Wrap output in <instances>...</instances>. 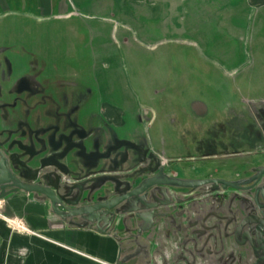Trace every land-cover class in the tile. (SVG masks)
<instances>
[{
	"label": "rangeland",
	"instance_id": "rangeland-1",
	"mask_svg": "<svg viewBox=\"0 0 264 264\" xmlns=\"http://www.w3.org/2000/svg\"><path fill=\"white\" fill-rule=\"evenodd\" d=\"M66 1L73 6L75 13H79L80 11H87L91 0ZM107 2L109 9L100 16L112 18L119 23L115 27L116 40L119 42H117L116 48L121 52L120 61L123 67H128L131 70L134 65L141 67L150 65L146 69V74L149 75V81L155 82V85L163 84L162 81L168 77L189 80L196 84L198 87L188 89V95H184L183 100L178 99L177 106L180 102H187V98L194 95L196 97L198 95L203 96L209 105L213 100H220L223 103L220 104L221 106H215L216 110H220L219 107H222L220 120H209V115L205 113V121L198 122L200 128L203 126V132L192 129V123L187 127V122L184 123L183 130L178 127L180 123L175 121L174 117L170 123L171 138H156L155 125L150 126L151 128L148 130L147 127L144 128L145 142L148 145L155 146L167 158L185 157L187 160L192 161L189 163L191 166H196L199 163L205 165L204 168L198 170V173H196V169L188 168L187 170L186 168L183 174L184 179H182L179 174L180 169L172 171L167 166L170 161H161L162 166H167L163 170L164 176H175L176 174L181 181L187 182V185L183 186L176 184L173 189L188 190L187 192L191 197L172 195L173 201L176 200V203L173 202L174 208L173 206L161 207V213L158 212L157 216H154V223L157 224L160 220L168 217L171 211L181 207L183 216L179 211L176 216L169 217L168 220L175 225L188 224L191 227L188 232L190 248L179 249L178 253L176 250H173V252L177 253L178 259L184 258L187 264H198V262L200 264L202 260H207L208 256H213L216 251L218 252L216 246L213 245L214 240L218 238V233L215 231H205L207 240L201 248L197 247L199 243L197 241L196 225H202L200 224L202 222L206 226L209 225L210 216L215 213L213 205L210 206V204H213L212 199L221 196V202L225 203L224 200H226L229 193L236 192V194L242 196L244 193L250 192L251 190H248L252 186L250 180L255 181L264 167V0H107ZM137 8L142 9V12L144 11L142 16H145L146 19H137ZM125 18L133 21V23L135 22L132 29L135 33V41L128 38L127 33H124L122 26L131 27L124 23ZM90 24L94 27L97 26L95 22ZM90 24L85 23V26H91ZM104 28L107 30L105 33L107 38L104 42L108 49L112 51L115 47H113V39L109 34L110 27L105 26ZM77 48L82 51L85 50V48ZM94 49L95 45L91 44L89 50L84 52L88 61L90 56L95 55ZM145 49H151L153 53H148V51L144 53ZM136 50L140 56L132 57L128 53ZM201 67L203 68L199 69ZM202 82L206 84L210 82V86L213 87H208V85L203 87L200 85ZM172 91L186 92V90H180V88H174ZM207 106V104L203 105L205 112ZM224 108L226 111L222 113ZM229 109H233V111H229ZM56 111L60 112L62 122H59L60 125H55V129L68 133L69 130L64 129V125H69L71 121L64 119V115L67 113L66 106H57ZM102 113L105 116H110V119L112 114L118 116L112 107L108 110L102 109ZM160 115L159 113L158 116ZM122 116L120 120L114 119L111 123L120 127ZM145 118L148 119L149 116ZM180 131H184L182 136L179 134ZM200 133L201 135L204 133V136L201 137ZM12 138H14L13 140H20L16 136ZM1 141L0 144L2 145ZM72 143L69 145H72ZM156 155L157 159L163 157L162 154ZM117 156H121V153L116 154L115 158H112V153L110 155L112 160L117 159ZM133 156L129 167L124 170L120 167L122 157L116 160L117 163L109 160L108 165L114 164L118 168L116 170L107 167L104 173L107 174L106 177H103V174L96 177L95 175H89L91 173H87L88 177L86 179H68L74 187H79V190L83 188V193L77 198L75 197L74 206L58 207L62 214H72L73 217L66 221L57 218L54 220V226L65 225L64 227L67 229L82 226L85 228L80 229H93L95 234L102 236L94 231L95 224L90 225L86 221L87 215H89L87 212L92 206L110 204V209L107 208L100 212L103 215L99 219L104 222H112L113 228L111 230L113 234L116 231V228L114 229L116 224L125 225L127 228L139 224L138 218L134 217L135 215H132L131 212L127 213V209H131L132 201H129L130 205L121 202L122 197L128 192L138 191L142 187L143 190H146L142 195L146 194L149 197L150 191L155 195L163 189V198L170 201L168 188L172 187L166 185L167 178H157L158 189L157 187L148 189V184H143L145 179L142 176L148 172L138 167L137 157L135 154ZM92 158L96 159L98 156H92ZM174 160L185 162L183 159ZM231 160L237 161V167L230 166L229 161ZM198 161L200 162L198 163ZM113 170L122 172L112 174ZM98 171L99 169L93 173L95 174ZM230 176L233 179L235 176L236 182L229 184ZM186 177H194L195 179H185ZM215 178L224 179L226 187L218 185L219 183L214 181ZM96 181H98L97 184ZM38 183L39 180H36L30 185H37ZM69 193L71 197L75 196L74 193L70 191ZM22 196H26V199L29 197L23 192L16 191L6 198L0 199V224L8 226L14 234L32 236L34 227L20 211L24 200H20L19 197ZM187 199L191 203L188 202L185 206H181L179 202ZM242 199L249 202L245 200V196H242ZM13 200L18 202L17 207H19V210L17 211L14 210ZM46 203V206H48V202ZM124 210L126 214H117V212H123ZM46 212L52 218V211L49 208ZM125 231L128 230L125 229ZM35 233L44 237V241L49 244L51 243L49 241L67 243V245H64V243L62 245L73 251H65L71 256L80 260L88 257L86 252H77L72 248V243H68V241L71 242L69 234L62 233L54 236L52 233ZM119 233L122 234L118 236V240L124 244L122 245V252L125 251L124 257L121 259L123 260L122 263L133 264L135 257L133 256L132 237L137 235L130 232L125 233L124 231ZM173 234L175 237L172 235L171 239L181 240L182 234L179 231ZM146 235L143 234L144 237ZM159 235L163 237L162 233H159ZM105 236L110 237V235ZM122 236L123 238H121ZM78 242H81L80 239ZM258 245L255 248L259 250L262 248L261 243ZM253 253L254 250H252ZM92 255L97 256L98 254L93 252ZM113 256L114 251L111 249L106 257L113 260ZM146 256L148 258V254ZM161 259L162 257H160ZM170 260H173L171 255L168 258L169 262ZM90 261L91 264H99V262L92 259ZM98 261L108 263L103 260Z\"/></svg>",
	"mask_w": 264,
	"mask_h": 264
},
{
	"label": "crops",
	"instance_id": "crops-1",
	"mask_svg": "<svg viewBox=\"0 0 264 264\" xmlns=\"http://www.w3.org/2000/svg\"><path fill=\"white\" fill-rule=\"evenodd\" d=\"M73 9V6L66 0H0V76L4 77L3 83L0 82V105L12 106L14 104L18 110L13 111L11 107H7L8 109L4 107L3 112L0 109L2 123L0 129L7 135L19 137L20 141L27 143L28 124L31 123L35 127L39 124L55 127L61 121L60 112L56 111L57 106L60 105L66 106L65 120H78L81 127L90 132V139L85 142L87 152L94 151L92 140L100 144V150L103 153L107 152L105 149L112 144L114 137L119 138V141H133V138H138V141L144 142V128L147 127L148 130L153 125L156 127V138H171L170 123L173 117L180 123L178 127L184 130L185 122H187V127L192 123V129L198 132L204 131L203 126L200 128L198 122H204L206 114L209 115V120L221 119L222 107H219L220 110L215 109V106L223 104L220 100H213L209 105L203 96L201 98L199 95L197 97L194 95L188 97L187 102H180L177 106L178 99L183 100V96L188 95V89L198 87L189 80L168 77L162 81L163 84L155 85V82L149 81V75L146 74V69L150 65L147 67L134 65L131 70L123 67L120 61L121 52L116 48L118 41L115 27L119 23L112 18L100 16L109 9L107 0H91L86 12L75 13ZM143 12L142 9L137 8L138 20L146 19L142 16ZM94 22L97 25L95 27L90 24ZM85 23L91 26L86 27ZM124 23L131 26H122L124 33L135 41V33L132 30L135 22L125 18ZM65 26L73 27L76 33L64 31ZM105 26L110 27L109 34L113 39V47H115L112 51L104 42L107 38L105 37L107 31ZM91 44L95 45L96 53L90 56L88 61L84 52L89 50ZM77 47L85 48V50L82 51ZM147 51L153 53L151 49H145L143 52ZM28 78L30 80L25 82V86L19 88L16 86L20 79L27 80ZM210 84V82L200 83L203 87L206 85L213 87ZM59 88H72L74 92L65 95ZM174 88H180L186 92H173ZM76 90L81 93V96L87 98L78 108L75 101L76 96H73ZM196 103L202 106L207 104L206 112L199 113L194 110L193 106ZM110 107L118 116L110 113V119V116L103 115L102 109L108 110ZM146 110L148 113L149 110L152 112L148 121L145 118ZM225 111L224 108L222 113ZM159 113L160 116H158ZM121 116V126H114L111 122L114 119L120 120ZM179 134L182 136L184 131H180ZM202 134L200 133L201 137L204 136V133ZM76 147L78 144L73 142L68 149ZM149 147L152 152H161L152 144ZM185 161H188V164L192 162ZM201 164H196L194 167L200 168ZM229 164L237 167V161L231 160ZM180 178L184 179L181 176ZM249 190L253 188L250 187ZM168 194L170 202L173 203L172 193L168 191ZM26 198V196L19 197L20 200H24L20 211L23 212L24 218L33 225L34 232L52 233L54 236L62 233L69 234L71 242L68 241V243H72V248L77 252H86L88 257L80 260L71 256L65 252L70 250L69 247L62 245L63 243L67 245L65 242L49 241L51 242L49 244L44 241V237L37 235L38 233L32 232V236L14 234L8 226L0 224V264H91V259L99 264H105V262L98 260H105L107 264H117L119 259L124 257L125 251L122 252L124 244L112 239L111 235L110 237L99 236L93 232V229H67L65 225L54 226L55 223H50L51 216L46 212L48 207L30 203L32 200L30 196ZM245 200L251 204L258 202L264 205L262 195L254 192L245 195ZM17 203L13 200V207L16 211L19 210ZM55 213L61 215L60 211ZM259 213H254L251 217ZM246 217L248 215L245 211L242 219ZM190 228L185 224L164 225V229L162 228L165 232L164 236L159 237L160 245L157 243L155 246L152 245L150 238L146 239L143 236L138 241L134 239L133 256L136 259L134 258L133 264H187L184 258L178 259L176 255L179 249L190 248L188 235L185 236L186 240H183L182 235V239L177 241L172 240L171 237L172 233L177 231L187 234ZM196 229L199 232L197 241L201 244L203 239L205 240L206 230L201 225H197ZM115 232L118 236L122 234L119 233L118 228ZM242 235H245L243 246H241ZM231 238L229 236L226 244L225 240L218 237L213 242L218 252L216 251L213 256H208L207 260H202L200 264H207V262L209 264H255L254 254L252 258L243 256L244 253L241 250L245 249L247 254L253 249L255 240L253 230L249 231L247 226L243 230L238 228L235 230L234 238ZM248 244H251L250 247ZM111 249L114 251L113 260L106 257ZM93 252L98 255H92ZM170 255L173 260L169 262ZM160 257H162L161 260ZM87 258L90 259L87 260Z\"/></svg>",
	"mask_w": 264,
	"mask_h": 264
},
{
	"label": "water",
	"instance_id": "water-1",
	"mask_svg": "<svg viewBox=\"0 0 264 264\" xmlns=\"http://www.w3.org/2000/svg\"><path fill=\"white\" fill-rule=\"evenodd\" d=\"M63 30L68 33H76V30L70 26H65ZM130 55L140 56L137 50L135 52H130ZM198 59L202 62L200 58ZM3 78L4 77L0 76V79H2L0 82H3ZM29 80V78L27 80L20 79L16 86L18 88L22 87L23 85L25 86V82ZM59 89L61 92H64L65 95L69 93L72 94L74 92V89L72 88ZM74 95L76 96L75 101L77 102V108L78 106H82L87 100L85 96H81V93H79L78 90H76V93H74L73 96ZM193 109L199 113L205 112L203 106L200 103L194 104ZM145 115L146 117L149 116V118H151L150 116L152 113L150 111L148 113L146 110ZM148 119L146 118V121H148ZM58 125L60 124L58 123ZM64 129L69 130L68 133L56 129L55 134H53L54 132L52 129L45 130L46 138L42 143H36V139H33L32 135L28 136L27 143H23L20 140H12V136L7 135L2 129H0V140L3 141H1L2 145L0 144V199H4L16 191H20L31 197L32 200L30 203L48 207L49 210L52 211V220L50 223L54 222V220L57 218L59 220L61 219L66 221L67 219L73 217L72 214H62L61 212V215H57L55 211H60L58 208L59 206H63L65 208L71 205L74 206L73 201L75 197L77 198L83 193V188H80V191L79 187H74L72 184H70L68 179H86L88 177L87 173H91L89 175H95L96 177L103 174L102 176L106 177L107 174L104 173L107 167H111L116 170L118 168V166H115L114 164L108 165L107 162L109 160L117 163L118 161L116 160L122 157L123 159L120 162V167L124 170L129 167L131 159L134 157L133 154H135L137 157L136 163L138 167L148 172L147 174L142 175L143 179H145L143 184H148V189H154L158 186L156 179L159 177L164 179L166 177V185L172 188L176 184H179L180 186L187 185V182H183L180 179L175 178L173 175L164 176L163 170H165V167L160 164L161 161L171 162L175 161L174 159L187 160L185 157L169 159L162 152H152L147 142L138 141V138L133 137L132 138L134 139V142L130 140L119 141L116 137H114V140L111 144L112 146L110 145L105 149L107 150L106 153L101 152L100 144L92 140V149H94V151L87 152L85 142L90 139V132H87L83 127H81L78 120H71L69 125H64ZM71 142L77 143L78 147L69 150L68 145ZM101 153L102 155H100ZM111 153L112 158H115V155L118 153H121V156H117V159L112 160L110 157ZM156 154H162L163 157H161V159H157ZM92 156H98V158L94 159ZM97 169H99V171L94 174L93 172H96ZM262 169L263 171L261 170L255 181H253V179L250 180V184L252 185L250 187L253 188L255 194H261L264 199V186L262 185L264 184V179L261 181L262 177L264 176V167ZM116 170H113L112 174H119V172H122H117ZM36 180H39L37 185H30ZM95 183L97 184L98 181ZM10 184L12 185L10 186ZM69 191L74 193L75 196L71 197ZM145 191L146 190H143V188L140 187L138 191L128 192L121 199V202L129 203V205V201H132L131 209H127V213L131 212L132 215H135L134 217L138 218L137 221L139 224L137 226L133 225L128 231H126V233L130 232L137 235L136 237H132V241L134 239H137L138 241L143 237V234H148L153 230L156 224L154 223V216L156 217L158 212L161 213V207L173 206L174 208L173 203L167 200V198H163V189L159 190L160 192L155 195L152 194V191H150L149 197H147L146 194L142 195ZM46 202H48V206H46ZM249 204L251 203L249 202L243 206L241 205L243 210L246 211L248 217L242 219V221L239 222L238 228L243 230L245 226H247L249 231L253 230L255 240L253 242L254 244L252 250H254L253 254L254 258L256 259L255 264H264V212L262 211L264 210V205H261L258 202H253L251 205ZM107 208L110 209V204H98L90 207L87 212L89 215H87L88 218L86 221L89 222L90 225H96L94 230L96 233H99L102 236L112 235V237L115 238L119 243H122V241L118 240L117 233L112 234V222H104L99 219L103 215L100 212L102 210H106ZM93 213L99 214L93 215ZM254 213L259 214L251 217V215ZM117 214H126V211L124 210L123 212H117ZM78 228L85 227L80 226ZM214 231L218 232L219 229L214 227ZM244 237L245 235H242L243 243L241 246L244 245ZM206 240L207 239L205 235L204 241L206 242ZM259 243H261L262 248L258 250V248L255 247L256 245L259 246ZM122 262L123 261L119 259L117 264ZM207 264L209 263L207 262Z\"/></svg>",
	"mask_w": 264,
	"mask_h": 264
},
{
	"label": "flooded vegetation",
	"instance_id": "flooded-vegetation-1",
	"mask_svg": "<svg viewBox=\"0 0 264 264\" xmlns=\"http://www.w3.org/2000/svg\"><path fill=\"white\" fill-rule=\"evenodd\" d=\"M4 107H6V108L7 107H11V109L13 111H15V110L18 111L17 110V106L14 105V104L12 106H8V105L2 106V105H0V109L3 112H4ZM1 124L2 123L0 121V125ZM56 125H58V123ZM28 126H29V135H32V138L36 139V143H38V141L40 143L45 141V138H46L45 130L52 129V131L54 132L53 134H55V130H56L54 126L45 125V124H43V125L39 124V125H36V127H35V126H32L31 123H29ZM178 165H180V166H178ZM167 166L172 171L176 170V169H180V173L179 174H180L181 177H184L183 174H184V171L186 170V168H187V170H188V168L196 169V173H198L199 172L198 170H201L202 168L205 167V165L202 163L201 167H200L201 169L200 168H195L194 166L189 165L188 161L183 162V161H180V160H175L173 162L171 161V162H169L167 164ZM167 166L165 165L166 168H167ZM174 177L179 179L178 175L176 176V174H175ZM235 178H236L235 176H234V179H233V177L230 176L229 180H228L230 182L229 184H231L233 182H236ZM186 179H195V178L194 177H186ZM263 179H264V176L262 177L261 181ZM233 180H235V181H233ZM214 181L218 182L219 183L218 185H222L223 187H226V185H225L226 181L224 179L215 178ZM261 184H262V182H261ZM168 189H169L168 191H170L172 193V195H176L177 194V195L186 196V198L187 197L188 198L191 197V195L187 192L188 190L181 189V190H183V191H181V190H175L173 188H168ZM176 191H178V192H176ZM229 192H231V191H229ZM253 192H254V190H252L251 192L244 193V195H242V196L250 195ZM242 196L236 194V192L235 193H229L226 196V200H224V201H226L225 203L221 202L222 201V197L221 196H218L217 198L212 199L213 204H210V206L213 205L215 213L212 214L211 216L209 215L211 217V219L208 222V224H209L208 226L203 224V222L200 223V224H202L201 226H204L205 230L207 229L206 231L212 232V231H214V227H217L219 229L223 225V228H220V230L217 232L218 233L217 235H218L219 238L225 240L224 242L227 244L229 236H230V238H231V236H232V238H234L235 230L238 229L239 222L242 220V217L244 216V213H245V211L243 210L241 205H242V203H243V205H245L248 202L244 201L242 199ZM188 202H189V200L187 199L186 201H181L179 203H180L181 206H185ZM174 203H176V200L174 201ZM189 203H191V202H189ZM179 209H181V207L175 209L174 211H171L168 217L164 218L163 220H160L159 223L155 224V227H154L153 231L149 232L145 236L146 239L150 238V241H151L153 246H155L157 243L160 245L161 239H159V237H160L159 233H162L163 236H164V233H165L164 230H163L164 229V225L170 224L168 218L176 216V213L177 212L179 213V211H180L181 216H183V214H182L183 210L182 209L179 210ZM185 225H188V224H185ZM115 228H118L119 232L120 231L126 232L125 229L129 230L131 227L129 226V228H127L125 225L116 224ZM188 228H190L189 225H188ZM210 230H212V231H210ZM198 233L199 232H196L197 235H198ZM172 235L174 236L173 233H172ZM186 235H188V233L186 234V232H184V234H182L183 240H186L185 239ZM175 240L177 241V239H175ZM188 240H189V236H188ZM203 242L205 244L204 239H203ZM203 242H201V244H199V246H197V247L201 248L202 245H204ZM248 247H250V245ZM241 250L244 253L243 256H250L251 258L253 257L252 250H249L248 251L249 253H247V254L245 252V249H241ZM103 261H105V260H103Z\"/></svg>",
	"mask_w": 264,
	"mask_h": 264
}]
</instances>
